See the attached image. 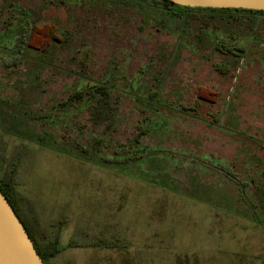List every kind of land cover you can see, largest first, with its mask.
Returning a JSON list of instances; mask_svg holds the SVG:
<instances>
[{
	"label": "rangeland",
	"instance_id": "obj_1",
	"mask_svg": "<svg viewBox=\"0 0 264 264\" xmlns=\"http://www.w3.org/2000/svg\"><path fill=\"white\" fill-rule=\"evenodd\" d=\"M59 2L0 0V58L21 57L0 62V181L14 177L63 249L47 264H264V16L190 14L177 39L161 16L109 25L90 10L113 2ZM15 6L61 46L21 44ZM111 236L128 247H66Z\"/></svg>",
	"mask_w": 264,
	"mask_h": 264
},
{
	"label": "trees",
	"instance_id": "obj_2",
	"mask_svg": "<svg viewBox=\"0 0 264 264\" xmlns=\"http://www.w3.org/2000/svg\"><path fill=\"white\" fill-rule=\"evenodd\" d=\"M60 5H68L66 4V0H59ZM87 1V0H86ZM108 2H113L115 4V8L112 9V7H109L110 9H107L106 11H101L99 7L93 6L90 10L92 13V16L89 17V20H96L97 22L99 20H106L107 24L110 25L112 22V19L116 18L117 13L120 11L121 13H127L131 15H138L141 18V22H144V18L142 15H145L146 20L153 24V22L156 21L157 16H161V18L166 19L168 21H174L178 23V29H179V35L177 36V39H180L183 37V34L185 33L186 29V19L188 15L190 14H207V15H217L219 13H226V14H245V17H253V16H264V11H255V10H242V9H212V8H192V7H182L173 4L169 0H103ZM51 2V1H50ZM95 5V4H92ZM16 11L20 14L19 18L16 19L14 17V23L17 24L18 32L20 34V43H25V45L38 52H45L48 48H51L52 46L55 48L60 47L58 43L64 42L62 41V38L58 35L59 28L54 25L51 21L44 22L42 21L40 23L39 16L34 14L33 17L31 14V17L28 16L27 12L24 9L19 8V6H15ZM73 8V7H72ZM118 8V11H116ZM90 9V8H89ZM82 11L84 9L82 8ZM156 13V14H155ZM11 15L16 16L15 14L11 13ZM249 15V16H246ZM10 18V17H8ZM16 19V20H15ZM161 19V20H163ZM218 20L214 16H210L208 18V25L210 27H216L217 28V22ZM248 21H252L248 19ZM12 20L7 19L8 26L7 29H10V25H12ZM200 22V21H199ZM219 22L221 20L219 19ZM3 23H6L3 22ZM159 24V23H158ZM236 24V23H235ZM243 24V23H242ZM240 24V25H242ZM103 25V24H102ZM220 25V24H219ZM218 25V28L220 27ZM251 25V24H243V26ZM104 26V25H103ZM156 27L165 28L163 24L156 25ZM198 29H201L202 26H198ZM5 31V30H4ZM3 31V32H4ZM9 31V30H6ZM5 31V32H6ZM118 33V32H117ZM116 33V34H117ZM118 33L119 36H124L123 33ZM218 34V33H215ZM1 36V35H0ZM124 38V37H123ZM223 38L216 37L215 38V45L214 49L222 54L223 49L225 48V45L223 44ZM28 43V44H27ZM175 47L173 50H175ZM19 48H22L20 46ZM233 50H236V48ZM241 52L243 50H240ZM226 52L228 54H234L232 52V49L226 48ZM20 55L17 54L16 56H13L9 59H2L0 58L1 64L4 66H16L17 63L20 61ZM220 71V69H218ZM107 84L106 82H101L94 88V92L101 97L107 96ZM201 92V93H200ZM204 92V93H203ZM206 91L199 90L197 92V98L198 99H205ZM93 94V91L87 90L77 93L75 101L78 100V98H83V100L86 98V95L91 96ZM216 169H219L227 178L234 181L237 184L241 185L240 194L244 195V185L242 183H239L238 179H236L235 175L232 173L230 169H226L225 166L216 165ZM0 191L2 194L6 197L10 205L12 206L14 212L18 216L19 220L24 225L29 237L31 238L33 245L39 254V256L42 258L43 263L47 261L49 258H53L56 255L63 250L62 248L57 246V243L51 240L48 237V231L49 228L47 226V222H44L40 214L38 213V209L33 206L32 200L26 195L21 194L17 189L15 188V180L13 176H9L6 179L0 181ZM251 209V215L253 220L260 223L259 217L256 214V210L252 207L251 204H249ZM62 215V211L58 212V215L56 216V224L62 225L64 223V217H60ZM101 239V238H100ZM67 248H118V249H125L128 247L127 242L122 241V239H118L116 236H111L108 239L105 240H97L93 239L91 241H82L78 242L74 239H71L66 244Z\"/></svg>",
	"mask_w": 264,
	"mask_h": 264
},
{
	"label": "water",
	"instance_id": "obj_3",
	"mask_svg": "<svg viewBox=\"0 0 264 264\" xmlns=\"http://www.w3.org/2000/svg\"><path fill=\"white\" fill-rule=\"evenodd\" d=\"M192 8L264 11V0H169ZM0 264H44L24 225L0 191Z\"/></svg>",
	"mask_w": 264,
	"mask_h": 264
},
{
	"label": "flooded vegetation",
	"instance_id": "obj_4",
	"mask_svg": "<svg viewBox=\"0 0 264 264\" xmlns=\"http://www.w3.org/2000/svg\"><path fill=\"white\" fill-rule=\"evenodd\" d=\"M45 264H47V262H45Z\"/></svg>",
	"mask_w": 264,
	"mask_h": 264
}]
</instances>
